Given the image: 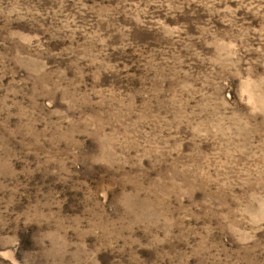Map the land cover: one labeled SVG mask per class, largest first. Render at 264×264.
I'll list each match as a JSON object with an SVG mask.
<instances>
[{
  "label": "rangeland",
  "instance_id": "374dc122",
  "mask_svg": "<svg viewBox=\"0 0 264 264\" xmlns=\"http://www.w3.org/2000/svg\"><path fill=\"white\" fill-rule=\"evenodd\" d=\"M0 264H264V0H0Z\"/></svg>",
  "mask_w": 264,
  "mask_h": 264
}]
</instances>
